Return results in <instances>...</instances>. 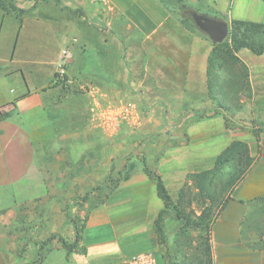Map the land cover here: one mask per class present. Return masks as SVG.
Wrapping results in <instances>:
<instances>
[{
  "label": "crops",
  "instance_id": "obj_1",
  "mask_svg": "<svg viewBox=\"0 0 264 264\" xmlns=\"http://www.w3.org/2000/svg\"><path fill=\"white\" fill-rule=\"evenodd\" d=\"M106 1L140 39L126 57L117 47L113 52L111 38H91L81 50L63 33L51 51L26 20L0 21V231L15 219L43 215L49 202L54 210L87 194L78 264H149L158 247L151 226L163 202L151 176L143 169L124 173L126 163L114 156L128 150L122 144L130 135L150 138L151 153L164 157L173 145H186L182 137L195 144L207 130L208 138L246 142L254 157L211 225L212 264H264V127L255 135L207 115L221 103L240 123H264V52H234L246 68L248 95L239 104L236 96L218 102L222 63L211 76L209 55L221 42L203 29H187L160 0ZM183 2L215 5L228 18L214 20L264 22L262 14L250 17L256 0ZM66 43L72 45L69 80L86 84L81 93L53 79ZM224 91L221 86L223 99ZM198 155L204 154L190 151L186 157ZM60 224L49 225L50 231ZM0 264H13L1 245Z\"/></svg>",
  "mask_w": 264,
  "mask_h": 264
},
{
  "label": "rangeland",
  "instance_id": "obj_2",
  "mask_svg": "<svg viewBox=\"0 0 264 264\" xmlns=\"http://www.w3.org/2000/svg\"><path fill=\"white\" fill-rule=\"evenodd\" d=\"M160 1L168 7L171 15L187 29L193 31L202 29L194 17L186 18L181 11V14H179L176 0ZM216 1L221 3L224 0ZM256 2L255 14L253 10L250 17L258 18L259 14H262L264 20V3L262 0H256ZM198 10L201 17L228 19L226 15H223L224 13L219 14L216 6L212 4L209 7L200 6ZM4 17H11L19 21L26 20V23L30 24L27 29L29 31H38L40 38L47 40L49 50L56 49V40L62 33L70 36V42L74 43L73 46L78 44L77 46L81 50L83 48L86 49V41L91 38H95L96 41L103 38H111L113 52L117 47L118 52L121 51L123 57H126L129 50H138L139 47L138 42H140V39L132 34L121 19V16L106 0H0V21ZM226 23L229 28L230 22L227 21ZM127 35L132 38L126 39ZM81 38L85 41H82ZM253 38L264 42V35H256ZM96 44L97 46L99 45L98 43ZM71 47L72 45L66 43L64 48L60 50L53 79L55 83L67 85L68 87L71 85L77 87L78 91L76 90L75 92H82L86 89V84L82 85L76 81L71 82L69 80L71 76L68 73V65L69 59H71ZM63 51L70 53V58L66 63L65 72L60 76ZM220 72L217 76L220 85L216 87L218 91L214 92L216 99H219L218 102H227L228 97L232 99V96H236L235 103L239 104L240 100L248 95L244 67L237 63H222ZM221 86L226 94L224 99L221 97ZM218 104L220 105L221 103ZM216 109L214 108L213 110L211 108V110L207 111V115L216 117L214 115L218 114L219 118L224 119L226 127H239L229 122L221 110ZM143 111L145 116H147L146 111ZM139 112L141 113L140 116L144 117V113L142 111ZM226 112L233 117L231 111ZM207 115L205 116L207 117ZM257 124L264 123L260 122ZM257 124L253 125L254 128H256ZM213 125L212 131L217 132L221 129L220 125L215 123ZM127 132L132 134L129 133L130 127ZM209 135L207 130L202 131V137L205 138L195 144L187 142L186 136L182 137V141L186 145H173L174 147L169 149L167 156L164 157L151 153L150 138L137 137L134 139L130 137L131 135L128 136L129 139L125 140L126 145L122 144L128 150H122V153L117 151L120 152L117 154L113 152L115 154L114 157L123 159L121 162L126 163L127 167L124 173L134 174L142 171L143 167L147 166L154 174L159 175L173 202L172 208L163 215L166 242L164 245H158L153 251L152 260H150L149 264H206L205 257L201 255V246L198 245V236L205 235L207 227L195 225L182 227L184 219H180L176 212H186L193 221H197V218L206 209L211 213L214 220L215 215L220 211L222 202L228 200L227 198L230 196L232 188L241 180L232 187L227 186L224 191L223 189L221 190L223 182L227 178L233 177L238 172L239 167L244 165V162H239V153L238 150H235L223 161L218 172L207 176L204 175L203 171L213 168L215 158L222 147L230 144L229 137H221L217 134L209 138L206 137ZM190 151L197 154L201 152L204 155L200 156L201 158L198 155L197 159L193 160L186 157ZM161 161L164 162L161 163ZM210 183L218 184V192L216 193L218 199L215 200L214 204L210 202L211 196L214 195L213 185H210ZM181 191L184 192L185 198L182 203H180L179 199L181 198ZM86 195H76V198L70 197L69 201H61L59 207H55L54 210L52 202H49L44 209L43 215L38 214L26 220L22 217L20 218L21 220L15 219L10 224L3 225L0 231V245L5 251L9 252L13 258V264H78L77 257L81 251L73 250L67 252L62 246L61 240H65L68 243L73 242L75 238V223L77 226L84 225L85 216L88 212V208L84 207ZM188 201H190L189 204L186 203ZM93 203L95 204V201H92L90 205ZM61 221L62 225H59L58 230L50 231L51 226L49 225H53L56 222L60 223ZM212 222H210L209 228ZM41 226L44 227L41 228ZM78 247L81 248V246ZM118 264H129V262Z\"/></svg>",
  "mask_w": 264,
  "mask_h": 264
},
{
  "label": "trees",
  "instance_id": "obj_3",
  "mask_svg": "<svg viewBox=\"0 0 264 264\" xmlns=\"http://www.w3.org/2000/svg\"><path fill=\"white\" fill-rule=\"evenodd\" d=\"M264 1V0H263ZM178 8H179V14L183 12L184 17H194L197 21L198 19H202V17L198 13V7L192 4H186L183 2V0H176ZM181 11V12H180ZM256 35H264V22H256V21H248V20H240V19H232L229 23L228 28V35L227 37L221 42L217 43L213 49L211 50V53L209 55V72L212 76L214 67L216 63L220 60L221 63H240L238 57L234 54L237 50L241 48H247L251 50L255 54H261L264 52V42L263 41H257L253 37ZM245 69V76H247L246 68L243 64L240 63ZM218 67V66H217ZM248 87V86H247ZM220 107L216 110H221L224 114V117L231 123L241 127L245 128L248 131L252 132L253 134L257 135V133L263 129L264 124H257L256 128L254 126H247L243 123H240L239 121L235 120L231 115H229L224 108L222 104L219 105ZM238 150L239 155V162H244V165L240 166L238 169V172L233 176L227 178L223 185L221 186V190L223 191L226 189V187H232L234 184L239 182L244 175L247 173L250 165L252 164L254 157H252L249 153V147L246 142L240 141V140H234L230 142L215 158L214 166L210 170H205L202 173L204 175H211L213 173L218 172L220 169V166L222 165L223 161L226 160L228 155L232 153L233 151ZM143 170L146 174L151 176L156 184V192L159 198L163 202V208L158 213L157 217L153 220L152 223V229L154 232V235L156 237V241L158 245H164L166 242V235L164 231V223H163V215L172 208V199L164 186V183L159 175L154 174L147 166L143 167ZM202 176V174H201ZM214 176V175H213ZM204 177V176H203ZM214 189V195L211 196V204H214L215 200L218 199L216 197L217 185L218 184H212ZM227 191V190H226ZM180 203L184 201V192L181 191L180 194ZM226 198V197H225ZM228 199V198H227ZM222 202L223 204L226 202ZM190 201L186 202L189 204ZM223 204L220 207V210L223 206ZM174 208V207H173ZM175 209V208H174ZM178 210V209H176ZM177 216L180 219H184V224L182 227H187L189 225H195V226H204L207 227V233L205 235H199V241L198 245L201 246V255L205 257L206 264H212V254H211V227L209 228V224L213 220V217L208 210H204L201 213V216L197 218V221H193L190 218L189 214H186V212H176ZM210 213V214H209ZM219 213V212H218ZM217 213V214H218ZM217 215H215L214 218H216ZM213 223V222H212ZM75 238L73 242L68 243L65 240H61L62 246L67 250V252L70 251H81L83 252L84 249L81 247L79 248L78 244L81 239V231L83 226H77L75 223Z\"/></svg>",
  "mask_w": 264,
  "mask_h": 264
},
{
  "label": "water",
  "instance_id": "obj_4",
  "mask_svg": "<svg viewBox=\"0 0 264 264\" xmlns=\"http://www.w3.org/2000/svg\"><path fill=\"white\" fill-rule=\"evenodd\" d=\"M197 22L215 42H222L228 35V25L226 22L207 17H202V19H198Z\"/></svg>",
  "mask_w": 264,
  "mask_h": 264
},
{
  "label": "built area",
  "instance_id": "obj_5",
  "mask_svg": "<svg viewBox=\"0 0 264 264\" xmlns=\"http://www.w3.org/2000/svg\"><path fill=\"white\" fill-rule=\"evenodd\" d=\"M70 58V53L63 51L62 52V56H61V64H60V76L63 75V73L65 72V66L66 63L68 62V59Z\"/></svg>",
  "mask_w": 264,
  "mask_h": 264
}]
</instances>
